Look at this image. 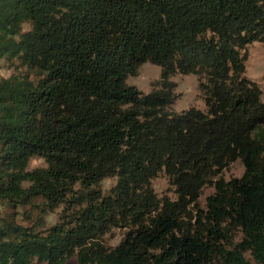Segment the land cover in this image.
Listing matches in <instances>:
<instances>
[{
  "label": "trees",
  "instance_id": "16d2710c",
  "mask_svg": "<svg viewBox=\"0 0 264 264\" xmlns=\"http://www.w3.org/2000/svg\"><path fill=\"white\" fill-rule=\"evenodd\" d=\"M254 42L264 0H0L15 70L0 77V264H264ZM145 63L159 68L146 92L127 83ZM180 75L202 109H174ZM235 160L240 177L213 180ZM160 175L174 198L155 193Z\"/></svg>",
  "mask_w": 264,
  "mask_h": 264
},
{
  "label": "rangeland",
  "instance_id": "374dc122",
  "mask_svg": "<svg viewBox=\"0 0 264 264\" xmlns=\"http://www.w3.org/2000/svg\"><path fill=\"white\" fill-rule=\"evenodd\" d=\"M247 56L245 59V75L251 80L257 82L258 86L264 87V44L254 42L253 45L248 46ZM13 68H9L8 63L0 61V77L8 76L14 72ZM159 77V68L155 65L145 63L141 66L138 73L135 76L129 78L127 83L135 85L138 89L142 91H147L150 89L151 83L156 81ZM176 82V93H178V98L174 104V109L180 111L187 109L190 106H195L197 108H203L204 103L202 100V95L199 90L196 78L194 75H180L178 77H173ZM44 162L42 159L34 158L31 162L30 167L43 166ZM244 171V167L239 160L230 162L225 169H223L213 180H217L222 176L225 180L231 178L240 177ZM115 183L114 179L108 178L101 183V188L103 191H107ZM152 187L158 196L165 195L166 197L174 198V192L168 180L160 175L152 181ZM213 190V186L203 187L201 193L197 199V204L200 209L204 208V198ZM61 211V207L56 209L54 212L49 213L45 217V221L39 228L44 229L49 225H52L58 219V214ZM195 213V211H194ZM125 230L121 228H113L110 233L105 236L106 243L109 246L116 245L123 237ZM75 257L71 258L68 263L74 264ZM44 264V263H37Z\"/></svg>",
  "mask_w": 264,
  "mask_h": 264
},
{
  "label": "clouds",
  "instance_id": "9594fccd",
  "mask_svg": "<svg viewBox=\"0 0 264 264\" xmlns=\"http://www.w3.org/2000/svg\"><path fill=\"white\" fill-rule=\"evenodd\" d=\"M181 111V110H180Z\"/></svg>",
  "mask_w": 264,
  "mask_h": 264
}]
</instances>
